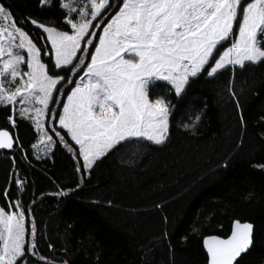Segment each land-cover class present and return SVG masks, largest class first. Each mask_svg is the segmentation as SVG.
Listing matches in <instances>:
<instances>
[{"label": "trees", "instance_id": "16d2710c", "mask_svg": "<svg viewBox=\"0 0 264 264\" xmlns=\"http://www.w3.org/2000/svg\"><path fill=\"white\" fill-rule=\"evenodd\" d=\"M59 4L0 0L41 49L51 46L29 18L70 32L63 20L68 13ZM74 66L60 72L65 82L56 94L63 99L75 85V79L67 80ZM169 89L155 82L150 91L151 99L161 96L170 105L165 142L120 146L86 174L77 171L83 168L82 159L74 158L78 146L58 124L55 131L45 127L53 140L50 156L38 157L31 120L0 104V129L18 141L0 152V207L14 210V202H21L26 232L45 257H29V264H207L203 237H226L234 219L253 225L252 246L239 264H264V61L192 78L180 96ZM52 107L62 109L63 103ZM54 115L58 120V113L46 111L45 120Z\"/></svg>", "mask_w": 264, "mask_h": 264}, {"label": "snow or ice", "instance_id": "6c2138e0", "mask_svg": "<svg viewBox=\"0 0 264 264\" xmlns=\"http://www.w3.org/2000/svg\"><path fill=\"white\" fill-rule=\"evenodd\" d=\"M39 3L43 6L47 0ZM59 6L68 13L63 20L70 32L29 18L46 34L44 42L50 49L37 47L14 20V32L0 28V104H12L19 97L20 104L31 105L35 113L31 119L42 135L46 126L55 131L58 124L78 146L74 158L82 159L83 168L77 171L85 174L95 161L125 144L165 142L170 105L164 97L150 98L156 81L167 82L169 90L180 96L192 78L205 73L211 78L227 66L264 61V0H60ZM10 15L0 6V17L7 20ZM97 30L98 41L93 39ZM16 36L20 42L15 47L25 50L26 57L13 51L10 41ZM230 39L229 46L223 47ZM220 47L223 51L217 57ZM44 56L47 64L42 62ZM72 65L75 75L67 80L71 84L75 79V86L63 99L56 94L65 82L60 72ZM57 101L63 103L62 109L52 107ZM45 110L58 113V120L55 115L42 120ZM28 112V107L20 109L26 119ZM199 119L197 115L184 127L191 128ZM8 120L14 127L11 115ZM55 135L64 143L59 131ZM47 141L50 144L52 137ZM13 144L9 132L0 129V149H11ZM16 183L22 188L21 181ZM14 203V210L0 207V264H29L32 256L45 261L26 232L21 202ZM252 243L253 225L233 220L227 238L204 237L207 264H239L238 258L247 254Z\"/></svg>", "mask_w": 264, "mask_h": 264}, {"label": "rangeland", "instance_id": "374dc122", "mask_svg": "<svg viewBox=\"0 0 264 264\" xmlns=\"http://www.w3.org/2000/svg\"><path fill=\"white\" fill-rule=\"evenodd\" d=\"M73 6L75 7L76 5L74 4ZM89 12H90V8H89ZM73 16L75 17V14H73ZM12 24H13V20H12L11 16L7 20H5L3 17H0V28H6L9 31H13L14 32V29L12 28ZM237 30H238V27H237ZM98 31L99 30H97V32ZM96 34H93V38H94V36H96ZM96 37H97V41H98L99 36L97 35ZM5 38L7 39V33H5ZM19 42L20 41H19V37L18 36H16V38L14 40H11L10 41L11 45L13 46V51H18L21 55H24L26 57L27 53H26L25 50H23V49H17L15 47V45L19 44ZM21 67H22L23 70H25V71L27 70L26 64H22ZM81 76L79 78H81ZM156 82H165V81H156ZM15 83H19V78L16 80ZM5 87L11 88V87H14V85H8V84H6ZM19 99L20 98L18 97L15 102H13L12 104H8V105H10L12 107V109L16 110L19 114H20V109L25 108V107H28V109H29L28 117L29 118H27V119L31 120V122L33 124V127H34V122L31 119V117L33 115H35V113L32 111V106L31 105H23V104H20L19 103ZM35 107H40V106L39 105H35ZM46 111L47 110H45L44 114L41 117L42 120H45ZM34 129H35V127H34ZM35 131H36V134H37V138H36V140L33 143V149L35 151V154L38 157H49L50 154H51L52 147H53V140L51 141L50 144L48 143L47 137L50 136V135L48 134L46 128H45V134H43V135L38 130L35 129Z\"/></svg>", "mask_w": 264, "mask_h": 264}, {"label": "water", "instance_id": "95a60500", "mask_svg": "<svg viewBox=\"0 0 264 264\" xmlns=\"http://www.w3.org/2000/svg\"><path fill=\"white\" fill-rule=\"evenodd\" d=\"M2 130H6V131L9 132L10 137L13 138V140H14V144H15V137H14V135H13L8 129H2ZM14 144H13V147H14ZM13 147H12V148H13ZM12 148H11V149H12ZM11 149H0V152L10 151ZM234 220H237V219H234ZM238 221H239V220H238ZM240 222H248V221H240ZM249 223H250V222H249ZM231 229H232V223H231V228H230V232H229V234L231 233ZM229 234H228V235H229ZM212 235H214V234H212ZM228 235H227V236H228ZM207 236H210V235H207ZM215 236H218V235H215ZM227 236H226V237H220V236H219V237H220V238H227ZM203 239H204V237H203ZM203 239H202V246H203ZM203 249H204V247H203ZM204 251H205V253H206V250H205V249H204ZM206 255H207V253H206Z\"/></svg>", "mask_w": 264, "mask_h": 264}]
</instances>
